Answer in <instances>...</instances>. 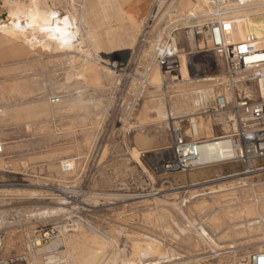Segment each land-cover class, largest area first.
Wrapping results in <instances>:
<instances>
[{
    "label": "rangeland",
    "instance_id": "obj_1",
    "mask_svg": "<svg viewBox=\"0 0 264 264\" xmlns=\"http://www.w3.org/2000/svg\"><path fill=\"white\" fill-rule=\"evenodd\" d=\"M177 2L178 0H162L153 6L151 0L148 15L136 31L129 30L130 36L127 35L124 48L109 49L108 45H104L98 56L112 64L115 70L120 69L119 82L116 84L113 77L103 82L104 88L101 90L86 89V99L92 103L86 117H49L47 121L40 118L30 126L24 125L20 120L1 124L0 142L3 144V152L0 154V225L3 234L0 264H81L77 255L83 246L82 238L95 234L113 238L118 247L126 248L127 251L119 252L114 259L109 249L98 256L95 262L88 264H121L123 259L128 258L129 240L126 237L136 233L146 234L162 242L166 253L174 251L181 256L195 255L199 256L198 258L209 255L201 259L199 264H236L240 259L247 260L248 263L252 252L264 249V244L254 245L259 235H264V225L255 223L252 218L256 215L253 196L255 194L256 198H261L264 194L263 173L248 174L243 177V181L238 180L239 184L235 185L238 188L228 193L227 200L222 203L224 206L219 207L222 209L220 212L219 208H209L201 213L198 203L204 200L196 199L190 203L181 201L190 196L186 188L192 187L191 180L202 176L198 174L191 180L186 176L224 166L172 174H158L154 171L155 164L161 158L167 157L165 150L170 144L169 123L157 124L154 114L147 109L150 100L163 99L161 92L151 94L154 92V89L148 86L151 79L147 80L144 76V69L149 60L143 52L157 47L155 44L159 39V46L165 45L173 32L170 37L175 39L178 49L187 54L192 53L187 64L190 77L223 74L221 67L204 52L203 44L196 37L193 36L196 49H190L186 40L187 32L191 31L187 27L203 21L199 16L205 14V10L199 12L195 6L192 12L181 13ZM47 5L54 9L59 8L57 10L60 13H65L67 9L66 0H47ZM1 8L2 19L5 14ZM188 14L191 17L196 14L197 20H193L195 16L189 22L182 20ZM117 25L116 22L110 23V26ZM125 47L131 49L126 50ZM0 52V88L13 83L10 80L16 77L17 81L24 82L31 92L23 99L4 96L0 99V108L51 105L52 97H57L61 103L67 104L74 88H77L76 80L68 76L72 70L66 60L31 56L23 51L18 52L11 46L3 48ZM15 52L13 59L6 60ZM189 64L196 66V69L190 70ZM42 125L45 127L39 132L37 128ZM220 129L221 125H217L214 133L222 134ZM12 147L16 149L13 150ZM130 152L139 154L137 160ZM23 161L26 164L19 168L18 162ZM65 163H69L71 170L64 171ZM261 164H264V159L259 161V166H262ZM224 170L242 173L244 168L240 163H234L226 165ZM235 178L237 177L225 178L224 182L234 181L232 184H235ZM216 183L220 182L213 184ZM251 185H254L253 189ZM181 186L184 188H180ZM76 192L81 193L75 202L65 203V196L72 193L76 195ZM94 195L116 197L96 198ZM210 196L207 195V198ZM172 204L182 206L184 214L189 221L194 220L190 223L196 228L202 226L208 229L207 225H210L211 219L216 221L213 230H210L213 234L227 228L230 232L229 238L220 240L223 246L226 244L222 249L224 252L220 250L218 253L221 254L214 257L207 246L201 249L200 246L195 247L181 240L178 227H185V230L189 231L191 227L177 214ZM76 207L84 208L85 212L83 211L81 216L88 227H73L60 240L41 245L38 250L27 248L26 235H31L37 229L57 225L70 209ZM240 226L243 227L238 229ZM168 227L170 232L165 231ZM52 243L53 246L48 249ZM227 243H231L234 249H228ZM153 260L155 258L150 259ZM141 261L145 262V259ZM135 264L140 263L135 261Z\"/></svg>",
    "mask_w": 264,
    "mask_h": 264
},
{
    "label": "bare ground",
    "instance_id": "obj_2",
    "mask_svg": "<svg viewBox=\"0 0 264 264\" xmlns=\"http://www.w3.org/2000/svg\"><path fill=\"white\" fill-rule=\"evenodd\" d=\"M77 2L79 3L77 4ZM138 2H140V0H66V12L60 13V11L57 10L59 8L54 9L50 7L51 3L50 6H48L47 0H1L0 8L2 7L1 9L4 10L5 17L2 19L0 18V50L11 46L16 48L18 52L23 51L31 56H44L46 58L56 57L66 60L70 64L72 70L68 76L76 80L75 86H77V88H74V92L68 98L67 104L65 102L61 103L59 100V103L53 106L49 104H39L36 106L24 107L14 106L13 109L1 107L0 126L10 120L27 121L32 125L37 123L40 118H45V121H47L49 120L47 119L49 117L53 119L59 117H86L90 105L92 104L91 100L86 99V89L91 88L93 91L101 90L104 88L103 82L112 79L113 77L115 78L116 84L119 82L118 78L121 73L120 69L115 70V67L112 66V64L107 63L106 60L98 56L104 49V45L109 46L106 34L108 28L111 27L110 23L116 22L119 27H124L126 24H129L131 31H136L144 19H135L134 10ZM250 2L251 4L249 6H234L233 12L235 21L234 23H228V30H230L231 33L229 41L232 44H236L247 34H255L260 38L258 47L264 48V0H250ZM177 3L180 7L181 13H184V11L192 12L195 6L199 12L205 10V14L199 16L201 18L213 13L211 7L206 4V0H178ZM193 16V20H197L196 14H193ZM192 17L188 14L186 18L184 17L185 19L182 18V20L189 22L192 20ZM191 27L192 26H188L187 28ZM170 36L169 38L172 39V44L176 45L175 39ZM187 36L188 39L186 40H188V47L190 49H196V45L193 43L192 32L188 31ZM160 42V39L157 40L155 45L159 46ZM130 49L131 48L128 50ZM191 54L192 53L187 54L179 50L177 47L178 68L175 71L164 72L155 61L157 55L156 46L150 51L143 52V55L149 60L144 69V76L147 80L151 79V81H148V86L150 85L154 89V92H150L151 94L161 92L163 99V101L160 99L154 101L150 100V103L148 102L147 106V109L154 114L157 124L166 123L168 125L169 123L170 126V121L172 122V120L177 122L181 118H194L193 116L196 115L199 107L207 106L208 102L212 101L217 94L228 95L226 88L223 85L225 79L222 73H215L198 78L189 76L187 64L188 57L191 56ZM1 61L4 62L5 59H1ZM17 80L18 78L14 77L10 80L13 83L7 87L0 88V99L4 96H7L8 98L23 99L31 94L25 83L18 82ZM165 80H167V82H165ZM65 114H67V116ZM217 122L221 125L220 130L222 131V134L228 133L230 126L227 118L220 114L217 118ZM44 127L45 126L42 125L37 128V130L40 132ZM199 129V136L205 139H213L199 145L198 163L206 165L220 161L219 157H224L225 152H228V144L226 139H224L225 137L215 138L216 135L214 134L211 121L207 118L199 119ZM0 145L3 144L0 142ZM167 149L168 147L166 150ZM130 154L137 160L139 155L137 152H130ZM226 154L230 155L228 153ZM21 165L22 164H19L20 167ZM258 172L264 174V168L259 169ZM246 175H248V173H236L228 176V178L237 177L234 179L236 182L235 184H232L234 181L225 180L224 182V179L193 184L192 187L186 188L187 192H190L189 198L187 197V200L181 202L190 203L196 199L204 200L203 202L198 203L200 212L203 210L206 211L209 208L212 210L219 207L222 208L221 206H224L222 203L227 200L228 193L232 192L233 189L238 188L235 187L236 184H239L238 180L243 181L245 179L243 177ZM215 182L220 183L213 184ZM251 188L253 189L254 185H251ZM177 189L179 190L180 188ZM207 195L211 196L207 198ZM94 196L96 198L116 197L109 195ZM262 197L256 198L255 194L253 196V203L256 205V215L254 217L252 216V218L255 223L264 225V194ZM215 198L218 199L210 201V199ZM229 202L230 201H228V203ZM259 203L260 205H258ZM62 204L64 205V203ZM172 205L177 210V214L184 218L189 223V227H191L190 231L187 229L185 230V227L184 229L178 227L179 233L182 236L181 240H185V243L189 242V245L191 243L195 247L200 246L202 247L201 249H204L203 247L207 246L212 251L214 257L219 256L221 253L218 252L226 245L223 246V243H221L220 240L229 238V230L225 228L220 231V233L213 234L211 231L216 224L214 219H211L210 225H207L208 229L202 226L196 228L190 223L194 220H188L181 208L182 206L179 207L176 204ZM220 208L219 212L222 210ZM171 221L175 223L172 219ZM239 224H241V222H239ZM242 227L240 226L238 229H241ZM165 231L170 232V228H166ZM173 235L176 236L175 233H173ZM126 238L129 240L128 258L123 259L121 264H135V261H138L140 264H199L201 259H205L209 256L198 258L199 256L195 255L181 256L180 254H175L174 251L166 253L165 246L162 242L143 233L127 235ZM258 238L259 239L254 242V245L258 246L264 244V235H261V237L259 235ZM82 239L83 246L81 250H78L80 253L78 252L79 255H77L79 256L81 264H88L92 261L95 262L98 256L103 255L109 249L113 253L114 259L119 252L127 251L126 248L118 247L117 242L111 237L106 238L95 234L91 237H83ZM227 245L229 246L228 249H234V247H231V243H227ZM52 246L53 243L48 249ZM220 252L223 253L224 251L222 250ZM152 258H155V260L150 261ZM142 259H145V262H142ZM161 260L164 261L160 262ZM246 261L247 260L240 259L236 264H248Z\"/></svg>",
    "mask_w": 264,
    "mask_h": 264
},
{
    "label": "built area",
    "instance_id": "obj_3",
    "mask_svg": "<svg viewBox=\"0 0 264 264\" xmlns=\"http://www.w3.org/2000/svg\"><path fill=\"white\" fill-rule=\"evenodd\" d=\"M161 1L153 0V6ZM250 4V0H207L213 13L189 28L192 35L203 44L204 52L221 67L225 79L223 85L228 95L217 94L207 106L199 107L194 118H181L177 122L172 120L168 130L170 144L165 150L167 157L155 164L156 173L191 172L240 163L244 168L242 173L254 175L264 168V164L259 166V161L264 159V48L258 47L260 38L255 34H247L239 43L232 44L228 30V23L235 21L234 6ZM156 52L155 61L162 71L171 72L178 68L177 46L172 44L171 38L165 45H157ZM188 67L190 70L196 69L193 64ZM58 103L59 98L50 99L51 105ZM220 114L227 118L230 127L226 134H214L215 138L225 137L228 152H225L224 157L220 156L218 162L199 164V145L213 139L199 136V119L210 120L215 132ZM2 147L0 145V154L3 152ZM63 169L69 171L71 166L65 163ZM76 193L67 194L65 203L75 202L81 192ZM83 211L82 207L70 209L57 225L37 229L31 235H26L27 248L38 250L41 245L60 240L73 227H88L81 216ZM2 234L0 225V247ZM248 264H264V249L252 252Z\"/></svg>",
    "mask_w": 264,
    "mask_h": 264
},
{
    "label": "crops",
    "instance_id": "obj_4",
    "mask_svg": "<svg viewBox=\"0 0 264 264\" xmlns=\"http://www.w3.org/2000/svg\"><path fill=\"white\" fill-rule=\"evenodd\" d=\"M78 3L79 2H77V4ZM144 8H146V9H144ZM150 9H151V0H140V2H138L137 5L135 6V10H134L135 19L141 20L142 18H144L146 15H148ZM129 30H131V27L129 24H126L124 27H119V26L109 27L107 30L106 38L108 40L110 48L111 49L112 48H124L123 46H124V43L126 41V37H127V35L130 34ZM129 48H131V47H125L126 50H128ZM15 56H16V52L12 57L7 58L6 60L13 59ZM23 123H24V125L28 124L30 126V123L27 121H24ZM12 149L14 150V149H16V147H12ZM19 164L25 165L26 163L24 161L18 162V167L20 168ZM22 165H21V167H22ZM224 167H226V166H224ZM224 167H220L219 169H216V170L197 171V172H194L192 174H188L186 177L188 178V180H191L192 177L196 178V175L200 174V176H202L201 178L191 180L192 184H198V183H205V182L211 181V180L225 179V178H228V176L236 174L233 171H225Z\"/></svg>",
    "mask_w": 264,
    "mask_h": 264
}]
</instances>
